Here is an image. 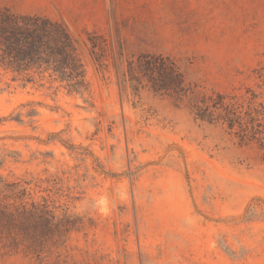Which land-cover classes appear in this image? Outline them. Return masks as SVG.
Wrapping results in <instances>:
<instances>
[{
  "label": "rangeland",
  "instance_id": "rangeland-1",
  "mask_svg": "<svg viewBox=\"0 0 264 264\" xmlns=\"http://www.w3.org/2000/svg\"><path fill=\"white\" fill-rule=\"evenodd\" d=\"M0 7L62 21L96 45L83 53L82 94L0 71V176L52 200L58 231L45 238L60 245L39 259L0 247V264H264V151L195 114L203 95L262 90L264 0ZM164 62L181 84L147 68ZM100 194L115 200L109 217L75 211Z\"/></svg>",
  "mask_w": 264,
  "mask_h": 264
},
{
  "label": "trees",
  "instance_id": "trees-1",
  "mask_svg": "<svg viewBox=\"0 0 264 264\" xmlns=\"http://www.w3.org/2000/svg\"><path fill=\"white\" fill-rule=\"evenodd\" d=\"M95 46L91 39L81 40L62 21L0 7V71L12 74V80H20L22 86H42L47 77L49 84L57 83L68 93H84L89 82L83 53L94 52ZM149 67L165 77L163 86L181 84L174 64L149 63ZM253 73L261 91L245 87L242 93L203 95L195 105V114L221 123L240 143H254L264 151V66L253 69ZM31 183L24 178L7 181L0 176V247L4 254L20 249L25 256L39 259L44 252L53 253L60 246L52 238H45L58 231V218L52 200L47 196L35 198Z\"/></svg>",
  "mask_w": 264,
  "mask_h": 264
},
{
  "label": "clouds",
  "instance_id": "clouds-1",
  "mask_svg": "<svg viewBox=\"0 0 264 264\" xmlns=\"http://www.w3.org/2000/svg\"><path fill=\"white\" fill-rule=\"evenodd\" d=\"M116 196L122 197V193L117 192ZM115 206V200L112 197L107 194H100L93 197L90 201L82 202L76 207L75 211L78 214L94 212L101 217H109Z\"/></svg>",
  "mask_w": 264,
  "mask_h": 264
},
{
  "label": "crops",
  "instance_id": "crops-1",
  "mask_svg": "<svg viewBox=\"0 0 264 264\" xmlns=\"http://www.w3.org/2000/svg\"><path fill=\"white\" fill-rule=\"evenodd\" d=\"M54 4H57L58 7H60L61 10L66 11L68 10L67 7H64V4H71V0H52Z\"/></svg>",
  "mask_w": 264,
  "mask_h": 264
}]
</instances>
